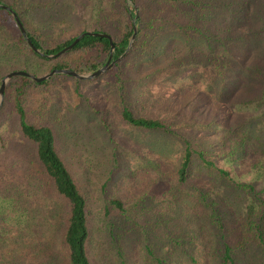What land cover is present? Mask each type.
I'll use <instances>...</instances> for the list:
<instances>
[{"label":"trees","instance_id":"trees-1","mask_svg":"<svg viewBox=\"0 0 264 264\" xmlns=\"http://www.w3.org/2000/svg\"><path fill=\"white\" fill-rule=\"evenodd\" d=\"M254 1L0 0V4L9 6L16 13L29 40L41 52H35L28 45L11 13L0 7V78L13 69L37 75L43 66L48 70L69 68L80 74L93 72L107 60L110 45L105 37L84 35L64 54L56 58L47 55L55 54L85 31L112 37V59L117 61L101 76L109 77L115 88L122 121L130 128L181 139L182 150L176 167L179 185L185 184L188 178L200 177L236 193L238 206L236 212L233 211L237 216L234 221L221 209L222 201L227 198L224 194L210 198L202 186L192 188L187 195L194 204L201 206L203 222L214 230L216 240L212 254L218 264H238L235 254L248 247L255 246L264 251L263 162H258L262 170L258 172L263 181L261 188L251 182L238 181L229 170L215 162L211 153L194 148L165 120L138 113L121 67L124 58L135 50L151 53L146 61L148 64L153 63L155 54L165 57L164 48L172 36L185 39V45L189 41L201 42L197 52L202 54L203 60L199 64L211 66L212 79L239 66L245 79L260 84L252 98L238 105L253 108L251 112L261 110L264 118V63L242 66L231 55L233 43L236 44L235 51L241 46L240 22L250 16ZM83 8L87 10V19L84 14H79ZM75 13L79 14L77 22L66 26L76 19ZM52 28L57 29L56 35L48 33ZM134 28L135 37L129 46ZM68 30L73 35L59 39ZM156 48L160 49L158 53ZM188 49L192 51L191 47ZM90 51H95L98 57L86 58ZM65 80L72 81L77 96L84 100L78 89L82 80L65 74H55L41 82L14 76L5 86L0 108V264H91L87 249L90 218L86 197L56 149L53 130L31 121L27 112L32 92ZM90 110L97 112L92 105ZM251 112L248 114L251 116L232 129H222V145L229 140L225 157L237 165L242 164L239 159L250 142L254 141L264 152V134L253 131L263 121L260 115ZM4 115L10 120L2 119ZM239 193L245 194V202ZM109 204L123 211L119 200L112 199ZM108 230L107 240L114 252L115 264H127L119 231L110 222ZM171 243L180 247L176 239ZM145 251V259L150 264H171L167 258L155 254L151 247L146 246Z\"/></svg>","mask_w":264,"mask_h":264},{"label":"rangeland","instance_id":"rangeland-1","mask_svg":"<svg viewBox=\"0 0 264 264\" xmlns=\"http://www.w3.org/2000/svg\"><path fill=\"white\" fill-rule=\"evenodd\" d=\"M252 4L250 16L240 22L243 40L239 50L235 51L236 44H232L231 55L242 66L264 63V0ZM85 10L79 14L87 19ZM79 14L75 13L76 19L66 26L74 25ZM56 30L52 28L48 33L56 35ZM66 35L73 34L64 31L59 39ZM184 41L170 37L164 48L165 57L155 54L152 64L146 63L151 53L141 50L132 51L124 58L121 74L127 81L133 107L144 116L165 120L194 148L211 153L215 162L238 181L261 188L263 181L258 172L262 170L258 162L262 161L264 167L262 148L252 140L239 159L242 164L237 165L225 157L229 140L225 146L220 140L224 135L222 129H232L251 116L248 114L253 108L238 103L252 98L260 84L245 79L239 66L212 79L211 66L199 64L203 57L197 48L202 43L189 41L185 45ZM96 57L95 51L86 55V58ZM48 71L43 66L36 76ZM101 75L79 83L84 100L77 96L72 81L65 80L32 92L27 104L31 121L53 130L56 149L86 197L91 264H115L107 240L109 222L120 233L127 264H150L145 259L146 246L171 264H218L212 254L214 230L203 222L201 206L187 195L192 188L202 186L210 198L224 194L227 198L221 200V209L234 221L237 216L233 213L238 206L236 193L200 177L188 178L179 185L176 167L182 150L181 139L128 127L118 113L116 91L110 78ZM87 103L97 112L90 110ZM251 113L260 115L263 121L253 131L264 134L261 110ZM8 118L2 116L4 120ZM239 196L242 202L246 201L244 193ZM112 199L122 203V212L109 204ZM175 239L180 247L171 243ZM235 255L238 264H264V251L255 246Z\"/></svg>","mask_w":264,"mask_h":264},{"label":"water","instance_id":"water-1","mask_svg":"<svg viewBox=\"0 0 264 264\" xmlns=\"http://www.w3.org/2000/svg\"><path fill=\"white\" fill-rule=\"evenodd\" d=\"M0 7L8 10L11 13V15L13 16L22 36L27 41L28 45L35 52L40 54L41 52L37 48H35L33 46V44L31 43V41L29 40V38L26 34V31H25L22 23L18 19L16 13L7 5L0 4ZM134 20H135V18L133 19V22H134ZM135 33H136V30L134 28L133 34H132L131 39H130L129 46L131 45V43L135 37ZM84 35L101 36V37H105L108 39L109 45H110L109 54H108L106 62L101 67H99L95 71L87 73V74H80V73L76 72L75 70L69 69V68H61V69L54 68V69H52V70L48 71L47 73L40 75V76H36V75L29 73L27 71H24V70H11V71L7 72L5 75H3V77L0 80V108H1V105H2V102L4 99L5 86H6L7 82L14 76H24V77L31 79L34 82H41V81L49 79L51 76H53L55 74L69 75V76L74 77L78 80H90V79H94V78L100 76L101 74L105 73L117 61V59H112L113 50H114V43H113L112 37L106 33H95V32H89V31L82 32V33L78 34L69 45L63 47L61 50H59L55 54L47 55V57L48 58H56V57L62 55L63 53L70 50Z\"/></svg>","mask_w":264,"mask_h":264}]
</instances>
